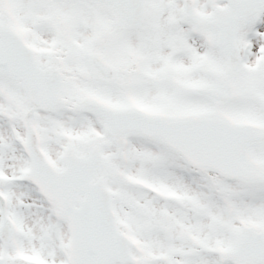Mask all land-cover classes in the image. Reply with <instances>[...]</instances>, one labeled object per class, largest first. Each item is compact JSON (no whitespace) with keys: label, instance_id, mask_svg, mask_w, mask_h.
Returning a JSON list of instances; mask_svg holds the SVG:
<instances>
[{"label":"snow or ice","instance_id":"snow-or-ice-1","mask_svg":"<svg viewBox=\"0 0 264 264\" xmlns=\"http://www.w3.org/2000/svg\"><path fill=\"white\" fill-rule=\"evenodd\" d=\"M0 264H264V0H0Z\"/></svg>","mask_w":264,"mask_h":264}]
</instances>
